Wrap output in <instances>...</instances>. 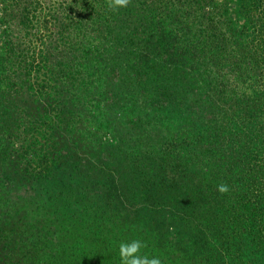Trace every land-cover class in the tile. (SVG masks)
I'll return each instance as SVG.
<instances>
[{"label": "trees", "instance_id": "trees-1", "mask_svg": "<svg viewBox=\"0 0 264 264\" xmlns=\"http://www.w3.org/2000/svg\"><path fill=\"white\" fill-rule=\"evenodd\" d=\"M130 238L264 264V0H0V264Z\"/></svg>", "mask_w": 264, "mask_h": 264}, {"label": "clouds", "instance_id": "clouds-1", "mask_svg": "<svg viewBox=\"0 0 264 264\" xmlns=\"http://www.w3.org/2000/svg\"><path fill=\"white\" fill-rule=\"evenodd\" d=\"M131 0H104L108 11L118 12L120 9L127 8ZM217 191L224 195L229 193L230 187L226 183L217 185ZM146 243L139 238L121 240L118 243L119 264H163L162 259L155 254L145 251Z\"/></svg>", "mask_w": 264, "mask_h": 264}]
</instances>
